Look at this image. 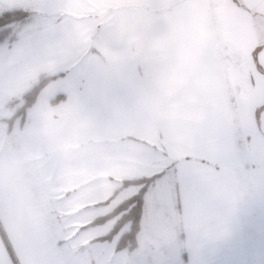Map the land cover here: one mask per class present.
<instances>
[{"label":"crops","instance_id":"obj_1","mask_svg":"<svg viewBox=\"0 0 264 264\" xmlns=\"http://www.w3.org/2000/svg\"><path fill=\"white\" fill-rule=\"evenodd\" d=\"M103 1L0 0V13L30 9L0 44V264H264L245 150L260 141L248 109L264 103V0ZM66 69L61 99L44 88L23 124L5 122L9 102ZM156 174L136 249L78 236L111 220L84 228L95 217L74 212H110L139 188L112 197L121 181Z\"/></svg>","mask_w":264,"mask_h":264},{"label":"trees","instance_id":"obj_2","mask_svg":"<svg viewBox=\"0 0 264 264\" xmlns=\"http://www.w3.org/2000/svg\"><path fill=\"white\" fill-rule=\"evenodd\" d=\"M10 12V11H6ZM4 13V12H3ZM30 13H28V16ZM26 17V18H27ZM25 18V19H26ZM22 19L19 22L25 20ZM9 42L13 40V36L10 35V38H7ZM5 40L0 41V44L3 43ZM60 75L54 76H41L38 80L30 86V88L25 91L18 100H13L7 104L8 107L13 108L16 106L17 103H20L19 107L14 108L13 113L10 118L6 119L5 122L11 126L12 123L16 119H20L21 124L25 122L26 113L29 108L35 103L38 94L41 92L43 87L50 81L59 78ZM63 96L57 95L51 99V103L55 104L59 99ZM159 174L153 175L151 177H141L139 179L134 180H126L121 181V185L117 188L112 197H115L121 188L128 187V186H139V189L136 194L132 195L131 197L123 200L120 204H118L111 212L96 217L94 220L86 224L85 227H92L97 225H102L105 222L117 217L115 220V224L113 228L104 236L98 237L93 239L94 242H105L111 241L113 237L117 234V232L127 225V231H125L117 240L115 244V250H125L128 252L133 251L137 247V234L140 230V220L142 216V209H143V196L146 189L158 178ZM107 202V201H106ZM102 202V203H106Z\"/></svg>","mask_w":264,"mask_h":264},{"label":"rangeland","instance_id":"obj_3","mask_svg":"<svg viewBox=\"0 0 264 264\" xmlns=\"http://www.w3.org/2000/svg\"><path fill=\"white\" fill-rule=\"evenodd\" d=\"M101 5H102V7L104 5H107V1H103L102 0V4ZM26 20H24L26 24L30 22V21H28V20L26 21ZM234 26H235V28H231L230 32L235 38V41L233 43L234 47H238V46H236V44L238 42H242L243 41V39L240 37L242 35V31L240 29H238L239 26H241V25L239 23V26H236V24H234ZM237 34H239L238 37H237ZM259 34L261 36L260 37L257 36V37L260 38V39L263 38L264 29L261 30L259 32ZM245 46H246V44H244V47ZM246 47H249V45L246 46ZM259 58L261 59V56H259ZM39 77H41V76H39ZM52 81L48 82L43 87V89L45 88V92L47 94L45 96L49 97V99H52V98H54L57 95H60V91H59L60 90V82L59 81H56V82L53 81L52 82ZM262 105H264V103H261L260 106L257 109L256 108L255 109H248V112L251 113V117H249V118H253V116L256 118L257 123H256L254 128L257 130L256 134L259 136L260 141L257 140L258 147H255V145H256L255 141L251 140L250 142H247L245 140V150H246V153H247V156H248V159H249V163H248V165L246 167L248 169H253V170L257 171L255 173L254 180L257 181V184L259 185V187L263 188L262 189L263 191H260V193L263 194V201H264V106H262ZM259 181L261 183H263V184L261 185ZM138 189H139L138 187H130V188H127V189L123 190L121 192V194L118 196V199L113 203V205H115V204L118 205L123 200H125V199L131 197L132 195L136 194ZM110 206L111 205H108L106 207H93V208H90V209L74 212L72 214V216L75 217V218H77V217L79 218L77 220V222L86 223V222L90 221L91 219H93L94 217L96 218V217L102 216L103 214L105 215V213L107 214L108 210L110 209ZM75 211H76V209H75ZM118 217H119V215L117 217L111 219V221L105 223V225L102 226V227L100 226V227H96L95 229H86V231H83L81 234H78V236H80L81 238H85V239H91V238H95V237H99V236H104L113 228V226L115 224V220ZM63 223H65V222H63ZM84 228H88V227H84ZM127 228H128L127 225L122 227L117 232V234L113 237L112 243L118 239L119 234H121V233L123 234L124 230L127 231ZM68 233L72 234V231L70 230V232H68ZM71 236L72 235H70V237ZM72 239H74V237ZM92 242H94V241L92 240ZM112 243H109L108 241H105V242H103L102 246L105 247V248H108L109 246H112ZM92 255L93 254L91 253L88 256H84L82 259H84L85 261L89 262L90 258H92Z\"/></svg>","mask_w":264,"mask_h":264},{"label":"snow or ice","instance_id":"obj_4","mask_svg":"<svg viewBox=\"0 0 264 264\" xmlns=\"http://www.w3.org/2000/svg\"><path fill=\"white\" fill-rule=\"evenodd\" d=\"M29 7L27 5L22 6L17 9H13L10 12L0 13V41L10 38L12 25L18 23L20 20L25 19L29 13ZM260 53H264V45H257L253 51V62L256 63V58ZM258 68L264 66H257ZM67 69L58 73L61 77H64L67 73ZM81 87H86L87 85L81 82Z\"/></svg>","mask_w":264,"mask_h":264}]
</instances>
